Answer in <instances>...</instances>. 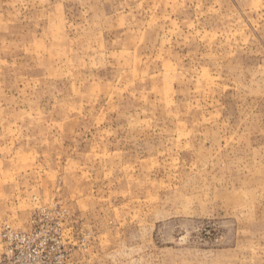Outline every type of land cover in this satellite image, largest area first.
I'll list each match as a JSON object with an SVG mask.
<instances>
[{"label":"rangeland","instance_id":"rangeland-1","mask_svg":"<svg viewBox=\"0 0 264 264\" xmlns=\"http://www.w3.org/2000/svg\"><path fill=\"white\" fill-rule=\"evenodd\" d=\"M0 237V264H264V0H0Z\"/></svg>","mask_w":264,"mask_h":264},{"label":"crops","instance_id":"crops-1","mask_svg":"<svg viewBox=\"0 0 264 264\" xmlns=\"http://www.w3.org/2000/svg\"><path fill=\"white\" fill-rule=\"evenodd\" d=\"M4 245L2 238L0 237V247Z\"/></svg>","mask_w":264,"mask_h":264},{"label":"built area","instance_id":"built-area-1","mask_svg":"<svg viewBox=\"0 0 264 264\" xmlns=\"http://www.w3.org/2000/svg\"><path fill=\"white\" fill-rule=\"evenodd\" d=\"M11 252H13V250Z\"/></svg>","mask_w":264,"mask_h":264}]
</instances>
